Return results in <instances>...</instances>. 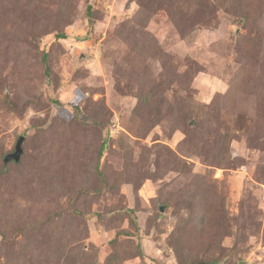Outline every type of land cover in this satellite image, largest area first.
Returning a JSON list of instances; mask_svg holds the SVG:
<instances>
[{
    "label": "rangeland",
    "instance_id": "rangeland-1",
    "mask_svg": "<svg viewBox=\"0 0 264 264\" xmlns=\"http://www.w3.org/2000/svg\"><path fill=\"white\" fill-rule=\"evenodd\" d=\"M200 262L264 264V0H0V264Z\"/></svg>",
    "mask_w": 264,
    "mask_h": 264
},
{
    "label": "water",
    "instance_id": "water-1",
    "mask_svg": "<svg viewBox=\"0 0 264 264\" xmlns=\"http://www.w3.org/2000/svg\"><path fill=\"white\" fill-rule=\"evenodd\" d=\"M25 138L23 136L19 137L17 143L15 145V150L5 156V163H9L10 161H19L21 159L22 154L24 153L23 143Z\"/></svg>",
    "mask_w": 264,
    "mask_h": 264
},
{
    "label": "trees",
    "instance_id": "trees-1",
    "mask_svg": "<svg viewBox=\"0 0 264 264\" xmlns=\"http://www.w3.org/2000/svg\"><path fill=\"white\" fill-rule=\"evenodd\" d=\"M58 38H66V35L64 34V33H59L58 35ZM43 61L46 63V61H47V54L46 53H44L43 54ZM48 70V66H46V71ZM22 156H23V154H22ZM22 156H21V159H22ZM103 156H100V159L102 158ZM21 159L19 160V161H10V162H15V163H18V162H20L21 161ZM9 162V163H10ZM195 264H206V263H204V262H200V263H195Z\"/></svg>",
    "mask_w": 264,
    "mask_h": 264
}]
</instances>
